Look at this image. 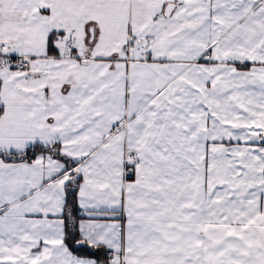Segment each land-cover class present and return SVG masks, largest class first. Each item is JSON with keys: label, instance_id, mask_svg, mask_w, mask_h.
I'll list each match as a JSON object with an SVG mask.
<instances>
[{"label": "snow or ice", "instance_id": "6c2138e0", "mask_svg": "<svg viewBox=\"0 0 264 264\" xmlns=\"http://www.w3.org/2000/svg\"><path fill=\"white\" fill-rule=\"evenodd\" d=\"M0 264H264V0H0Z\"/></svg>", "mask_w": 264, "mask_h": 264}]
</instances>
